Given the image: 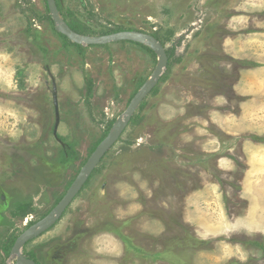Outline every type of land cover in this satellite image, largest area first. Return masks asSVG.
<instances>
[{
  "label": "rangeland",
  "instance_id": "rangeland-1",
  "mask_svg": "<svg viewBox=\"0 0 264 264\" xmlns=\"http://www.w3.org/2000/svg\"><path fill=\"white\" fill-rule=\"evenodd\" d=\"M46 3L0 0V264H14L24 220L56 207L158 63L140 43L71 42ZM56 5L81 36H154L168 63L22 254L37 264H55L59 249L63 264H264L252 243H264V143L253 140L264 138V0Z\"/></svg>",
  "mask_w": 264,
  "mask_h": 264
},
{
  "label": "water",
  "instance_id": "water-1",
  "mask_svg": "<svg viewBox=\"0 0 264 264\" xmlns=\"http://www.w3.org/2000/svg\"><path fill=\"white\" fill-rule=\"evenodd\" d=\"M47 8L52 18L55 26V31L59 34L65 36L68 40L75 44H86V45H103L119 41H127L140 43L150 48L158 55V63L154 73L145 83V85L135 94L132 98L130 106L126 110L125 114L120 117L113 127L110 129L107 136L98 144L92 155L89 157L85 165L82 167L79 175L73 181L69 187L66 194L59 201L56 207L42 220L34 223L33 225L27 227L15 240L11 254L15 256L14 264H35L32 259L25 257L22 254V249L26 243L33 237L38 236L46 231H48L56 223L58 218L65 212L69 207L75 197L81 191L83 185L85 184L88 176L94 171L96 166L100 163L102 158L109 152V150L118 142L119 138L123 134L127 123L129 122L131 116L133 115L136 107L146 96L148 92L153 88L156 82L159 80L163 73L164 68L167 66L168 57L165 50L161 47V44L157 39L147 33H142L139 31H121L105 37H86L77 34L72 31L62 20L57 9L56 0H47ZM55 108L57 109V101L55 100ZM58 122L56 123L55 133L57 130Z\"/></svg>",
  "mask_w": 264,
  "mask_h": 264
},
{
  "label": "trees",
  "instance_id": "trees-1",
  "mask_svg": "<svg viewBox=\"0 0 264 264\" xmlns=\"http://www.w3.org/2000/svg\"><path fill=\"white\" fill-rule=\"evenodd\" d=\"M72 31H74V32H77L74 28H72V27H69ZM78 33V32H77ZM148 49V48H147ZM242 64H244L245 65V63H242ZM253 140L254 141H256V142H262V143H264V138H259V137H253ZM253 244H254V246L255 247H257L260 251H261V253L264 255V243H259V242H257V241H253L252 242Z\"/></svg>",
  "mask_w": 264,
  "mask_h": 264
},
{
  "label": "flooded vegetation",
  "instance_id": "flooded-vegetation-1",
  "mask_svg": "<svg viewBox=\"0 0 264 264\" xmlns=\"http://www.w3.org/2000/svg\"><path fill=\"white\" fill-rule=\"evenodd\" d=\"M75 198H76V197H75ZM69 206H70V205H69ZM63 214H64V213H63ZM24 223H26L24 226L27 225L26 228L29 227V226H31V225H28V224H27V223H28V220H27V219L24 220ZM34 223H35V222H34ZM54 225H55V224H54ZM54 225H53V226H54ZM51 228H52V227H51ZM51 228H50V229H51ZM50 229H49V230H50ZM49 230H48V231H49ZM46 232H47V231H46ZM26 244H27V243H26ZM60 253L62 254V250H61V249L55 251V256H56L57 254H59V255H58V258L54 261L55 264H63V259H64V258H63L62 256H60ZM62 255H63V254H62ZM27 258L32 259V258H30V257H27ZM32 260L35 262V264H37V262H36L34 259H32Z\"/></svg>",
  "mask_w": 264,
  "mask_h": 264
},
{
  "label": "crops",
  "instance_id": "crops-1",
  "mask_svg": "<svg viewBox=\"0 0 264 264\" xmlns=\"http://www.w3.org/2000/svg\"><path fill=\"white\" fill-rule=\"evenodd\" d=\"M259 209H261V208H259ZM258 227L261 228V225H259ZM263 236H264V235H263ZM261 237H262V236H261ZM263 238H264V237H263ZM261 254H262V253H261ZM262 255H263V254H262ZM263 256H264V255H263ZM263 259H264V257H263Z\"/></svg>",
  "mask_w": 264,
  "mask_h": 264
},
{
  "label": "bare ground",
  "instance_id": "bare-ground-1",
  "mask_svg": "<svg viewBox=\"0 0 264 264\" xmlns=\"http://www.w3.org/2000/svg\"><path fill=\"white\" fill-rule=\"evenodd\" d=\"M28 221H29V219H28Z\"/></svg>",
  "mask_w": 264,
  "mask_h": 264
}]
</instances>
